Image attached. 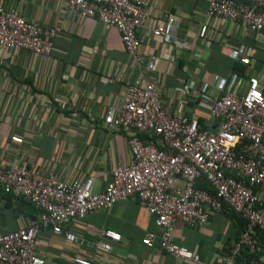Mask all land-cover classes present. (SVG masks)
Instances as JSON below:
<instances>
[{"label": "crops", "instance_id": "obj_1", "mask_svg": "<svg viewBox=\"0 0 264 264\" xmlns=\"http://www.w3.org/2000/svg\"><path fill=\"white\" fill-rule=\"evenodd\" d=\"M147 1L150 15L138 31L139 53L144 64L155 55L160 57L156 70L148 75L163 106L170 113L197 118L203 128L216 131L218 121L200 103L203 86L226 84L237 75L244 85L256 76L264 88L262 35L242 23L211 17L209 0ZM0 3L14 4L28 19L58 30L54 51L48 56L0 48V170L23 164L65 181L92 176V191H104L115 165L132 159L130 135L111 130L105 116L109 107L118 108L123 102L126 86L119 78L135 79L138 65L115 27L70 12L64 0ZM170 14L175 21L174 36L182 47L154 35V29ZM241 44L247 49L242 55L237 54ZM191 81L196 82L195 88L188 87ZM39 213L25 198L0 187L1 232L31 225ZM244 226L245 220L226 207L197 227L176 222L173 236L179 246L196 250L206 264H218ZM64 229L77 240L69 241L50 227L40 230L36 251L45 264H77L74 258L78 256L92 259V264H174V257L161 249L159 237L153 246L143 244L146 234L158 228L154 215L136 196L97 208ZM104 229L118 232L121 239L106 238ZM101 240L111 242L112 249H101ZM255 256L261 258L262 249ZM239 264H250L246 249Z\"/></svg>", "mask_w": 264, "mask_h": 264}, {"label": "built area", "instance_id": "obj_2", "mask_svg": "<svg viewBox=\"0 0 264 264\" xmlns=\"http://www.w3.org/2000/svg\"><path fill=\"white\" fill-rule=\"evenodd\" d=\"M148 6L147 0H64L70 12L115 27L139 67L135 79L119 78L126 86L123 102L118 108L109 107L105 116L111 130L130 135L132 159L115 165L112 179L102 192L92 191V176L84 181H65L23 164L0 170L2 190L25 198L40 212L38 221L29 226L0 231V264H45L36 251L42 228L50 227L54 233L76 241L77 236L64 229L66 224L130 196H136L154 215L158 228L146 234L143 244L153 246L159 237L161 249L174 257V264H206L196 250L175 242L174 224L197 227L226 207L242 217L245 226L218 264H239L245 249L252 254L250 264L264 260V243L256 240L258 230L264 234V88L256 76L249 77L246 85L237 75L226 84L206 85L203 75L200 103L218 121L216 131L203 128L197 118L167 111L148 75L156 70L160 57L155 55L144 64L139 53L138 31L149 18ZM207 13L242 23L264 39V0H209ZM174 29L170 14L154 29V35L166 44L182 47ZM57 31L28 19L14 4L0 3V48L48 56L54 51ZM246 50L241 44L237 54ZM196 86L193 81L188 84ZM200 180H207L212 191L201 187ZM103 235L110 240L121 239L111 229H104ZM98 246L112 249L108 240L99 241ZM261 249L262 257L257 258ZM74 261L93 262L79 256Z\"/></svg>", "mask_w": 264, "mask_h": 264}, {"label": "trees", "instance_id": "obj_3", "mask_svg": "<svg viewBox=\"0 0 264 264\" xmlns=\"http://www.w3.org/2000/svg\"><path fill=\"white\" fill-rule=\"evenodd\" d=\"M200 185L201 187H204L212 191V187L207 180H200ZM256 240L258 244L264 243V234L262 231L258 230V234L256 233ZM246 252H247V261L250 262L252 254H250L247 249H246Z\"/></svg>", "mask_w": 264, "mask_h": 264}]
</instances>
